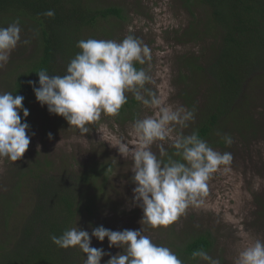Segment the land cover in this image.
Returning <instances> with one entry per match:
<instances>
[{"label": "rangeland", "instance_id": "obj_1", "mask_svg": "<svg viewBox=\"0 0 264 264\" xmlns=\"http://www.w3.org/2000/svg\"><path fill=\"white\" fill-rule=\"evenodd\" d=\"M100 3V6L121 7L123 17L109 15L101 19L97 28L85 30V35L92 39L115 41H121L127 35L139 38L150 49L151 58L140 66L153 79V83L147 84L146 87L154 91L166 104L174 107L183 105L187 109H190L188 102H192V99L183 97L182 90L191 88V93L196 92V95L190 94L196 99L193 102L196 111H202L209 100L208 94L202 93L211 92L213 89L202 74H191V70L183 67L184 57L197 53L200 48L195 41L186 43L183 36L195 21L185 8V0H101ZM200 13L201 21L195 23V26L205 21L207 13L204 8H197V17ZM204 28V44H208L212 35H206L208 26ZM16 49H19V44L14 50ZM33 49L34 46L29 44L24 54L16 57L13 55L17 52L12 51L9 62L0 68V93H12L15 76L11 71L23 70L25 66L18 64L30 61ZM199 62L206 64L208 60L201 59ZM180 71L190 74L186 81L180 77ZM256 80L252 88H246H251L249 101L252 106L249 113L264 121V117L258 115V112L264 113V76ZM125 94L133 97L131 93ZM34 106V114L28 123V134L34 132L35 135L31 137L28 150L16 162L0 159V239L14 233L32 208L36 163L40 165L39 170L42 168L51 172H62L72 168L70 170L79 171L95 159L106 161V164L112 165L113 170H109V173L105 170L107 178L99 180L102 191H98L96 203L100 210L98 209L94 216L81 217L78 227L87 230L90 235L93 227L101 225L113 231L142 230L140 221L143 211L133 200V161L130 157L121 156L113 146L124 140L131 147H135V138L130 135L131 124L135 119L153 115V110L137 103L126 112L119 111L115 115L101 113L99 120L88 126L89 132L81 134L78 129L69 128L70 125L62 116L50 114L47 106H41L36 98ZM133 116L135 117L131 118ZM231 121L234 122L235 118ZM193 123L194 121H190L184 128L176 126L171 135H190ZM230 124L232 123L224 122V129H230ZM49 133H52L51 139ZM249 137L244 139L238 132L232 137L234 143L231 146L212 147L216 151L232 154L233 160L228 166L230 170H221L212 175L202 205H190L168 226L152 229L144 225V234L149 236L153 243L162 246L166 245V241L178 243V237L186 238L188 233L208 230L216 240L214 252L208 254L211 259L202 258L198 264H212V260H217L216 258H219L220 264H235L240 249L257 239L264 241V215L258 213L262 205L260 202L264 204V132L253 131ZM161 143L165 150L171 147L170 140L157 141L151 145V150L158 157ZM226 148L230 150L226 151ZM160 158L163 159L164 156ZM29 167H34V171L28 175L17 174L18 168H21L22 172ZM102 181L106 183L104 188ZM16 187H20L17 188L16 207L13 215L6 221V214L1 210V197ZM91 246L103 248L106 253L112 255L123 251L116 247L109 248L107 238L101 242L93 237ZM108 259L110 256L105 255L101 264H106Z\"/></svg>", "mask_w": 264, "mask_h": 264}, {"label": "trees", "instance_id": "obj_2", "mask_svg": "<svg viewBox=\"0 0 264 264\" xmlns=\"http://www.w3.org/2000/svg\"><path fill=\"white\" fill-rule=\"evenodd\" d=\"M101 0H0V27H7L19 19L20 36L30 43H23L21 38L19 49L14 50L13 56H19L29 44L34 46L32 58L23 70L11 71L14 74L12 93L24 97L23 106L29 110L26 122L29 123L34 114V100L36 98L29 81H36L39 87V77L36 72L46 69L50 75H64L68 63L81 50L76 43L81 39L91 38L85 35V30L97 28L101 19L115 14L123 17V10L116 6H100ZM185 8L194 17L183 35L186 43L195 41L200 45L197 53L184 57L183 67L190 73H199L207 80L213 89L208 94L207 106L197 112L196 99L190 89L182 92L188 100L190 109H195L193 131L207 141L209 146H226L217 133L234 137L238 134L249 139L253 131L264 132V121L255 117L251 112L249 90L251 86L264 76V0H185ZM198 7L206 11L203 24L196 15ZM54 10V17L45 16L48 10ZM126 17V16H125ZM194 23V25H192ZM204 25V26H203ZM210 36V42L204 44V27ZM24 54V53H23ZM208 58V59H206ZM208 60L206 64L199 61ZM17 62H19L16 59ZM138 69L140 64L135 65ZM181 78L186 81L190 75L180 71ZM251 87L249 89H246ZM189 92V93H188ZM128 97V102L120 111L134 108L137 103L134 97ZM193 104V105H192ZM22 123L25 122L23 112H20ZM264 117L263 112H258ZM135 116L131 117L134 118ZM232 118L235 121L232 122ZM232 124L230 129L223 127L224 122ZM46 128V126H44ZM234 131V134L232 132ZM230 150L226 148V151ZM175 149H166L168 156L179 160L174 155ZM106 161L93 160L79 171L65 170L51 172L41 168L36 163L37 174H34L35 185L34 203L31 210L24 217L21 226L0 239V264H83L85 253L78 247L62 249L50 239L51 235L60 236L66 229L76 227L81 217H91L100 210L97 205L98 191L102 178H107L113 167ZM28 167V166H27ZM24 168H22L23 170ZM34 171L29 167L18 175H28ZM103 188L106 183L102 181ZM17 188L1 197V210L6 214L7 221L13 215L18 196ZM259 215H264V204L260 202ZM1 238V237H0ZM179 242L166 241L164 246L171 249L182 261V264H198L202 259L193 253L203 251L210 254L215 247L216 240L210 231L188 233L186 238L178 237ZM214 252V251H213ZM216 258V257H215ZM219 260V258H216Z\"/></svg>", "mask_w": 264, "mask_h": 264}, {"label": "clouds", "instance_id": "obj_3", "mask_svg": "<svg viewBox=\"0 0 264 264\" xmlns=\"http://www.w3.org/2000/svg\"><path fill=\"white\" fill-rule=\"evenodd\" d=\"M44 15L54 17L55 12L50 9ZM20 33L19 19L0 27V68L9 62L12 51L21 42ZM76 47L81 51L70 60L64 75H50L46 69H41L36 72L39 87L36 81L29 84L41 106L46 105L50 114L62 116L69 128L78 129L81 134L89 132L88 126L99 120L101 113L118 114L128 102L125 93H131L137 102L153 110V115L135 119L131 124L130 135L135 138V147L124 140L113 146L121 156L133 161V200L143 211L142 230L113 231L101 225L93 227L90 235L77 225L60 236L51 235L50 239L59 248L82 250L86 254L83 264H101L105 255L110 256L106 264H182L171 249L153 243L144 234L143 226L152 229L168 226L190 205H202L208 181L218 171H229L233 156L230 152L214 150L198 131L186 136L171 135L176 126L184 128L194 121L195 109L168 105L146 87L153 79L143 67L138 69L135 65H144L151 58L150 49L139 38L127 35L121 41L81 39ZM23 101L22 95L0 93V159L20 160L35 135L34 132L28 134L29 110L23 106ZM217 135L228 146L234 143L231 135L219 132ZM48 136L51 139L52 133ZM166 140H170L179 160L171 156L166 162L161 159L167 155L162 143L159 144L160 157L151 150V145ZM93 237L101 242L107 238L109 248L123 251L112 255L103 248H94L91 246ZM193 255L211 259L203 251ZM212 264H220V261L212 260ZM235 264H264V241L257 239L240 249Z\"/></svg>", "mask_w": 264, "mask_h": 264}]
</instances>
